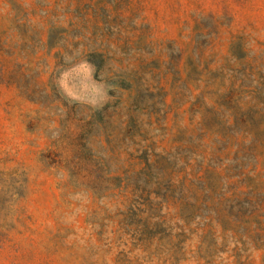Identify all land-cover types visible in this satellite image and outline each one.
Masks as SVG:
<instances>
[{
  "label": "rangeland",
  "instance_id": "rangeland-1",
  "mask_svg": "<svg viewBox=\"0 0 264 264\" xmlns=\"http://www.w3.org/2000/svg\"><path fill=\"white\" fill-rule=\"evenodd\" d=\"M0 264H264V0H0Z\"/></svg>",
  "mask_w": 264,
  "mask_h": 264
}]
</instances>
